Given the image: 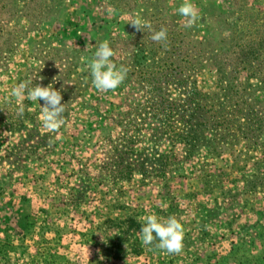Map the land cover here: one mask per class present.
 I'll return each instance as SVG.
<instances>
[{"label":"rangeland","instance_id":"1","mask_svg":"<svg viewBox=\"0 0 264 264\" xmlns=\"http://www.w3.org/2000/svg\"><path fill=\"white\" fill-rule=\"evenodd\" d=\"M182 2L0 0V264H264V141L230 139L218 156L202 146L185 161L180 145L154 142L156 126L133 112L128 72L152 48V33L127 23L137 14L157 31H170L173 14L177 31L228 41L243 76L264 83V0H192L199 19L191 28L176 11ZM103 40L128 69L108 92L87 67ZM196 80L205 91L214 84L209 73ZM26 81L61 92L57 132L42 127L43 100L11 95ZM257 96L264 101V91ZM151 213L180 220V254L141 244L138 218Z\"/></svg>","mask_w":264,"mask_h":264},{"label":"trees","instance_id":"2","mask_svg":"<svg viewBox=\"0 0 264 264\" xmlns=\"http://www.w3.org/2000/svg\"><path fill=\"white\" fill-rule=\"evenodd\" d=\"M167 17L169 41L152 40L150 57L138 58L128 72L138 97L133 104L136 119L156 126L154 142L164 138L172 147L180 145L185 161L195 158L202 146L208 148V155L218 156L230 139L242 138L250 145L264 141V101L257 96L264 91L263 80L252 84L249 76H243L246 69L228 41L177 31L176 16ZM178 59L181 63L176 65ZM140 60L150 61L141 64ZM203 73L214 78L209 91L198 86L196 77ZM133 128L132 123L124 125L125 146L134 144ZM127 172L128 168L120 176L125 178Z\"/></svg>","mask_w":264,"mask_h":264},{"label":"clouds","instance_id":"3","mask_svg":"<svg viewBox=\"0 0 264 264\" xmlns=\"http://www.w3.org/2000/svg\"><path fill=\"white\" fill-rule=\"evenodd\" d=\"M115 9L111 6L107 8L109 15L115 14ZM182 19V26L191 28L195 26L199 19V10L192 0H183L182 4L176 9ZM136 31L147 29L152 33L151 39L154 42H166L168 39V30L161 27L155 30L150 21L142 18L139 14L131 17L128 22ZM115 51L110 46L108 40L99 43L93 58L88 61L87 67L90 70L93 86L102 92L113 91L117 89L127 77L128 69L114 62ZM42 79V78H41ZM32 81L19 83L11 90V95L18 101L28 99L31 101L43 100V106L40 104L39 120L42 127L49 132H57L65 123L63 113L65 111L61 92L54 89L50 84L47 87ZM19 113H23L22 106L18 108ZM141 224L139 230V240L144 246H155L165 254H180L184 248V227L180 220L174 215L167 218L157 216L155 213L147 214L138 218Z\"/></svg>","mask_w":264,"mask_h":264}]
</instances>
